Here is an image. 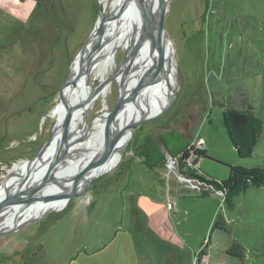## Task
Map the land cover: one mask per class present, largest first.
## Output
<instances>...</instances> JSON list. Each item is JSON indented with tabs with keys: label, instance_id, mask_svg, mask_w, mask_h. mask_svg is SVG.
I'll return each instance as SVG.
<instances>
[{
	"label": "rangeland",
	"instance_id": "rangeland-1",
	"mask_svg": "<svg viewBox=\"0 0 264 264\" xmlns=\"http://www.w3.org/2000/svg\"><path fill=\"white\" fill-rule=\"evenodd\" d=\"M34 2L26 17L19 15L27 11L0 6V184L50 138L57 124L52 109L98 24V9L104 8L101 0ZM111 14L110 9L106 16ZM166 28L176 78L169 109L134 128L118 165L86 195L65 203L63 215L50 211L1 235L0 264H44V258L60 257L64 247L75 244L76 237L67 234L73 229L71 216L89 207L110 212L116 202L122 234H142L148 247L142 251L157 264H264V186H251L229 209L222 194L202 196L179 181L178 161L169 165L170 157L178 159L182 151L174 153L162 139L172 131L188 138L190 121L198 116L191 122L192 139L203 137L209 154L197 160L194 170L222 181L229 165H264V135L251 157H239L221 105H249L264 121V0H169ZM126 54L119 47L112 73ZM110 83L108 97L87 114L89 124L106 102L114 108L120 86L115 77ZM142 147L153 167L139 156ZM218 219L225 228L215 227ZM235 242L242 250L233 248ZM47 243L50 254L44 251Z\"/></svg>",
	"mask_w": 264,
	"mask_h": 264
},
{
	"label": "bare ground",
	"instance_id": "bare-ground-1",
	"mask_svg": "<svg viewBox=\"0 0 264 264\" xmlns=\"http://www.w3.org/2000/svg\"><path fill=\"white\" fill-rule=\"evenodd\" d=\"M103 3L102 17L106 16L108 10H112L109 22L106 25L104 35L98 40L93 37L85 51L83 58H75L72 69L69 73L71 83L67 84L63 90V99L52 109V116L57 118L59 125L68 108L74 110L73 120L68 134L69 144L62 154L58 167L53 174L57 175L56 179L61 181L63 175L74 176L81 168H83L90 160L100 156L104 149L105 132L107 126V116L110 106L106 102L101 113L98 114L92 123L87 122V114L91 108L102 97L107 98L110 92V80L115 74L117 78L120 92L122 96L129 94L137 88L139 82L147 75V72L156 65L158 60V47L152 40L150 34L142 36L143 12L136 5L135 0H131L127 9H123L125 0H101ZM157 0H147V4L152 7L156 5ZM135 3V4H134ZM138 46V47H137ZM119 47H123L127 51L125 64L121 69L112 73L113 63L116 62V54ZM171 44L167 50V58L171 55ZM166 58V60H167ZM168 63L163 69H155L152 73L145 77L143 89L139 92L135 100H130L119 112L117 119L113 123L111 130L116 134L123 130L126 126L133 124L143 117L158 113L168 103L169 98L174 90L176 83L175 63L172 57L171 71L166 73ZM98 84H95V80ZM84 124L79 128L80 124ZM132 135V131L123 132L119 142L117 143L113 153L100 165L92 169L87 178L91 179L99 173L110 172L121 161L124 149L128 140ZM82 137L85 140L79 141ZM63 135L58 134L54 137L46 154L43 156L44 163H47L42 170L30 169L27 160L15 164L9 170L7 180L0 184V200H2L8 188L14 191H20L21 188H27L31 183L40 180L48 171V166L54 160L55 154L63 143ZM75 143V144H74ZM83 153L80 154L79 152ZM39 168V167H38ZM31 172V177L21 181L22 173ZM12 183L17 184L13 186ZM66 187L59 186L54 181H49L39 192L40 195L64 194ZM66 199H53L50 201H38L27 208L21 215V219L28 220L42 215L44 212L60 210ZM17 207H13L0 217L1 225L9 228L14 222Z\"/></svg>",
	"mask_w": 264,
	"mask_h": 264
},
{
	"label": "water",
	"instance_id": "water-1",
	"mask_svg": "<svg viewBox=\"0 0 264 264\" xmlns=\"http://www.w3.org/2000/svg\"><path fill=\"white\" fill-rule=\"evenodd\" d=\"M97 1H99V0H97ZM130 1L131 0H125L124 1V3H123V7H124L123 9L124 10L127 9ZM135 3L137 6L140 7V9H142V12H143V20L144 21L142 22L143 32H142L141 39L144 38L145 34H150L152 37V40L157 44V47H158V55L159 56H158L157 63L155 66H153L152 69H150L147 72V75L152 73V71H154L155 69H163L164 65L166 64V61L168 63V69L164 70V72L165 73H166V71L170 72L172 70L171 69L172 57L169 55L167 58V50L169 49L171 41H170V37H169V34L167 32V28H166V13H167V6L169 4V0H157L156 5L153 7L150 4H147V0H135ZM98 11H99L98 24H97L96 28L94 29L93 33L91 34V36L88 38V40L84 44L83 48L79 51V54L76 56V58H78L80 56H81V58H83L90 40L93 37H96L99 40L104 35V33L106 31V25L108 24L109 18L111 16L108 15V16L102 17V19H101L100 18V16L102 15L101 8H99ZM126 56H127V54H126ZM126 56H125L124 60H122V62L119 63V66H118L119 68L117 71L115 70L116 72H118L121 69V67L123 66V64H125ZM166 58H167V60H166ZM114 76H115V74H113V77ZM145 77H143L141 79L137 88H135L129 94V96H127V95L122 96L120 89H119L117 102H116L114 108L109 112V114L107 116V126H106V132H105L104 149H103L102 153L100 154V156L90 160L74 176L72 175V176L66 177V175H63L62 180L59 181L56 179L57 175L53 174V172L58 167L59 160H60L62 154L64 153V151H66L68 144H69V141H67V140H68V134L72 131L70 129V127H71V123L73 120L74 110L72 108H68V111L65 114L62 122L59 125L56 124L54 130L51 133L50 138L42 145V147L39 149V151L37 152V154L35 156H33L31 159L27 160L28 164L30 165V167H29L30 169L42 170L45 167V165L48 164V162L44 163L43 156L46 154V152H47L48 148L50 147L54 137L57 136L58 134H62L64 141H63L61 147L59 148L58 152L55 154L54 160L49 163L47 173L42 178H39L40 180H37L36 182L31 183L25 189L21 188L20 191H16V190L14 191L12 188H8L5 197L2 200H0V217L3 216V214H5V212H8L9 209H11L15 206L17 207V210H16L17 213L15 214V217H14L15 223L12 226H10L9 228L8 227L6 228L5 225H1V222H0V236L10 234V233H15V232L19 231L26 224H28L32 221L38 220L39 218H41L42 216H44L48 212H50V211L44 212V213H42V215H39L35 218L28 219V220H23V218L21 219V215L23 214V212L27 208H29L31 205L35 204L38 201H50L53 199L61 198V199H66L68 202L73 197H82V196L86 195L89 192V189L94 185V183L101 176L105 175L108 172L99 173V174L95 175L94 177H92L91 179L87 178V174L92 169H94L95 167H97L98 165L103 163L113 153V151H114L117 143L119 142L123 132L132 131V134H133L134 128H136L137 126L141 125L144 122L154 120L155 118L162 115L167 109H169V107L171 106V104H172V102L176 96L175 91L172 93L171 97L169 98L168 103L164 106L162 111H160L159 113H156L154 115H151V116L143 117L141 120L126 126L123 130H121L120 132H118L116 134L112 133L111 127H112L113 123L115 122V120L117 119L119 112L130 100L136 99L139 92L144 87ZM71 81L72 80L69 78V76L64 81L62 88H61V91H60V98L61 99H63V90H64L65 86L67 84L71 83ZM8 175H9V173H8ZM28 177H31L30 171L27 173H22L20 175V179L23 182ZM6 180H7V177L4 179L3 183ZM50 180L54 181L59 186L66 187L65 193L61 194L59 196L50 195V194L49 195H43V196L40 195L39 192L44 188V186ZM12 185L14 187L17 186V184H14V183H12Z\"/></svg>",
	"mask_w": 264,
	"mask_h": 264
},
{
	"label": "crops",
	"instance_id": "crops-1",
	"mask_svg": "<svg viewBox=\"0 0 264 264\" xmlns=\"http://www.w3.org/2000/svg\"><path fill=\"white\" fill-rule=\"evenodd\" d=\"M34 0H0V6L10 7L15 9L20 17L29 15V11L34 8ZM20 7V9H19ZM248 107L249 105L242 104L240 107ZM238 107V106H236ZM254 110V109H253ZM256 113L257 111L254 110ZM258 114V113H257ZM259 115V114H258ZM198 116L190 121L188 138L180 136L176 132H169L162 138L167 144L171 145L174 153L182 151L187 147V144L193 140V127L191 122L196 123ZM196 121V122H195ZM188 122V121H187ZM145 152V149L140 148ZM207 155L209 149L206 145ZM69 204L71 200H69ZM116 207L112 211L91 212V207L88 208L86 213L71 216L70 220L73 221L71 229L67 234L76 237L75 244L63 248L64 253L55 258H44V264H157L152 259H147L142 248L147 249L145 238L140 233H126L122 234L119 227L121 222L120 210L117 211L120 203L116 202ZM67 206V205H66ZM65 206V207H66ZM64 207V208H65ZM63 208V209H64ZM62 209V210H63ZM79 208H77L78 210ZM62 210L59 214L63 215L65 212ZM60 219V216H58ZM62 218V217H61ZM69 219L66 218V220ZM70 220H67L68 223ZM86 221V222H85ZM52 229L48 233H51ZM145 242V243H144ZM43 247V246H42ZM45 253L50 254V248L45 246ZM32 262V261H31Z\"/></svg>",
	"mask_w": 264,
	"mask_h": 264
},
{
	"label": "trees",
	"instance_id": "trees-1",
	"mask_svg": "<svg viewBox=\"0 0 264 264\" xmlns=\"http://www.w3.org/2000/svg\"><path fill=\"white\" fill-rule=\"evenodd\" d=\"M221 105L224 106L223 123L238 156L242 158L251 157L254 154L257 144L264 135L263 119L251 108L243 106L236 107L226 103ZM181 153L183 155L180 159V163L181 166H183L182 164H184L185 158L189 156L187 147L183 149ZM138 154L143 158L144 163L153 167L149 163L146 153L140 151ZM197 154L198 158H196L195 163L200 158L208 156L206 150L198 151ZM163 163L164 161H160L161 166ZM188 175L193 178L194 183L200 187V190H197L198 194L200 193L202 196H207L211 193H222L224 201L229 209L234 208L235 198L243 192H246L251 186H264V165L254 167L229 165V175L222 181L209 177L201 169L196 171L192 166L188 169ZM215 227L225 228L224 222L218 219ZM234 247L242 250L240 245L236 244V242L233 244V248ZM201 253L202 252H200V254Z\"/></svg>",
	"mask_w": 264,
	"mask_h": 264
},
{
	"label": "built area",
	"instance_id": "built-area-1",
	"mask_svg": "<svg viewBox=\"0 0 264 264\" xmlns=\"http://www.w3.org/2000/svg\"><path fill=\"white\" fill-rule=\"evenodd\" d=\"M189 151V156H187L184 160L183 166H181L180 158L173 159L170 157V165H175V161H178V164L176 167V172L178 174L179 181L188 184V187L195 190H200V187L194 183V179L189 177L188 175V169L190 166L194 169L196 158H198V151L206 150V143L205 139L203 137H199L197 139H193L190 143V146L187 148ZM183 155V154H182ZM222 194V193H221Z\"/></svg>",
	"mask_w": 264,
	"mask_h": 264
}]
</instances>
